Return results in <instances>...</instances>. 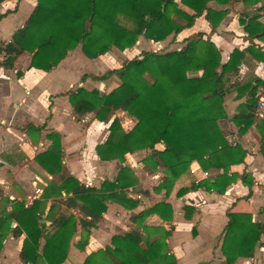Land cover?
<instances>
[{
    "label": "trees",
    "instance_id": "obj_1",
    "mask_svg": "<svg viewBox=\"0 0 264 264\" xmlns=\"http://www.w3.org/2000/svg\"><path fill=\"white\" fill-rule=\"evenodd\" d=\"M233 1L36 0L24 25L13 32L10 41L2 43L0 49L5 53L2 64L11 67L16 55L28 51L31 54L30 66L48 71L78 45L86 57L96 58L112 46L119 49L131 47L139 35L155 42L170 35L174 38L192 26L195 18L201 15L214 29L228 13V5ZM241 1L246 7H251L261 0ZM182 5L187 9L180 8ZM7 12L0 14V18ZM241 23L250 38L256 37L264 43V23L255 16L247 17ZM246 53L259 60L264 68V45L251 43L243 49L234 47L228 59L222 62L220 49L200 33L186 39L178 48L144 50L139 56L100 75L81 76V79L90 76L94 80H104L116 75L120 84L108 92L78 86L66 94L77 117L93 113L97 120L105 121L116 110H122L135 119L133 126L125 131L119 118L114 116L109 121L105 139L95 146V152L101 160L118 159L123 163L126 153L150 149L142 163L149 171L162 168L165 173L155 190L164 188L169 191L175 180L196 161L203 170L222 168L223 172L212 181L201 180L177 193L200 186L223 193L227 185L240 178L248 188L247 195H250L253 182L250 173L245 171L240 176L227 174L228 166L242 163L247 151L239 143H229L218 125L219 120L228 119L224 96L230 88L237 91L238 98L245 96V101L229 118L238 133L244 134L256 122V92L264 85V78L254 77L242 84L233 82L226 86ZM27 126L36 130L42 128ZM256 127L261 136L259 152L264 158V117L258 120ZM46 136L51 145L36 155L35 160L48 173L54 174L62 167L63 148L58 133L49 132ZM156 144H162L163 148H156ZM137 182L133 170L124 164L115 180L103 181L97 189L85 186L70 175L59 185L49 183L41 199H34L28 205L23 201L14 202L11 210L3 215L7 228L21 215L37 218L34 222L17 221L12 228L14 236L25 233L20 260L25 264L62 263L67 258L77 226L80 236L75 246L83 250L91 228L96 226L106 210L108 200L116 201L127 209L137 206V200L125 197L126 190ZM50 195H55L56 201L67 208H77L80 216L60 212L55 217L51 216L52 228L47 230L45 223L39 220L45 208L42 199ZM52 207L51 203L48 211ZM150 213H157L168 220L172 209L161 201L132 214L130 219L137 223L138 228L113 235L111 245L91 252L80 264H177L175 257L166 250L167 231L156 240L144 239L140 231L141 221ZM226 215L228 220L221 252L225 261L233 264L239 257L253 255L260 244L261 234H264V222L252 221L249 213L227 212ZM3 236L0 235V249ZM42 238L44 244L40 248Z\"/></svg>",
    "mask_w": 264,
    "mask_h": 264
},
{
    "label": "crops",
    "instance_id": "obj_2",
    "mask_svg": "<svg viewBox=\"0 0 264 264\" xmlns=\"http://www.w3.org/2000/svg\"><path fill=\"white\" fill-rule=\"evenodd\" d=\"M35 4L36 0L0 2V14L8 11L0 18V47L2 43L11 40L16 29L24 25ZM234 5L237 8L241 6V2H235ZM251 8L254 7H248ZM231 13L232 10L214 29L203 15L196 17L192 26L170 39L172 43L169 46L178 48L186 39L201 33L204 38L209 37L220 49L222 62L228 59L234 47L243 49L251 43L263 46L264 43L260 39L248 36L240 21L231 19ZM233 15H237V12ZM257 20L264 23V14L257 17ZM148 42L143 43L149 46ZM157 43L161 44L163 41ZM132 49L137 50L136 46H132ZM154 49L158 50L157 47ZM81 54L69 50L57 65L45 71L30 66L31 54L28 51L16 55L13 65L5 67L2 64L5 53L0 49V235H4L0 264H25L19 258L25 233L14 236L12 228L17 221L37 220L35 216L21 215L12 220L7 228L2 220L3 215L11 210L14 202L23 201L28 205L34 199H41L43 190L49 183L59 185L62 179L70 175L84 185L88 182L89 186L97 189L103 181L115 180L118 170L124 164L130 166L138 180L133 187L126 190L125 197L137 200V206L127 209L116 201L108 200L106 210L96 222V226L91 228L84 249L80 250L75 246L80 236V228L77 226V231L70 240L67 258L60 264H80L91 252L111 245L113 235H121L138 228L137 223L130 219L132 214L161 201L171 206V218L165 220L157 213L145 215L140 228L144 239L156 240L167 231L166 250L175 257L177 264H228L221 252L224 228L228 220L227 212L249 213L252 221L264 222V158L259 152L261 136L256 127L260 118L255 116V124L244 134H239L237 127L229 119L237 112L238 105L245 101V96L238 98L237 91L232 88L226 92L224 107L228 119L219 120L218 125L229 143H239L247 151L242 163L228 166L227 174L236 173L240 176L245 171L250 173L253 179L250 195H247L248 188L242 184L240 178L227 185L223 193L208 191L201 186L187 189L181 194L177 193L181 188L197 185L194 182L196 179L209 180L203 177L202 168L196 161L175 180L169 191L166 192L164 188L157 191L154 187L159 184L165 173L162 168L148 172L143 169L142 158L150 149L126 153L123 163L118 159L101 160L97 156L95 146L105 139L109 121L117 115L110 114L105 121L97 120L93 113L78 117L75 115L66 94L68 90L83 86L108 92L104 90L107 79L94 80L90 76L81 79L83 74L100 75L104 70L92 72L79 68L74 71L70 65L71 60L87 58L90 62L97 61V67H105V63H101L100 59L106 56L103 54L88 58L84 55L82 57ZM254 77L264 78V68L259 60L246 53L238 71L230 75L226 86L233 82L242 84ZM126 119L131 123L134 121L129 115ZM27 124L42 128H27ZM122 127L125 131L128 130L125 125ZM49 132L60 135L63 148L62 167L54 174L48 173L35 160L36 155L46 151L51 145V140L46 136ZM155 147L161 149L163 145L156 144ZM208 171L215 178L223 169L210 168ZM56 199L55 195L42 199L45 208L39 221L45 223L47 230L52 228L51 216L55 217L60 212H72L77 217L80 216L77 208H67ZM51 203L53 207L48 211ZM186 207L192 209L187 210ZM43 244L42 238L40 248ZM259 257H264V234H261L260 244L256 246L251 257H239L233 264H255L257 260L260 261Z\"/></svg>",
    "mask_w": 264,
    "mask_h": 264
},
{
    "label": "rangeland",
    "instance_id": "obj_3",
    "mask_svg": "<svg viewBox=\"0 0 264 264\" xmlns=\"http://www.w3.org/2000/svg\"><path fill=\"white\" fill-rule=\"evenodd\" d=\"M176 1L179 2L180 0H176ZM235 2L236 3L237 2H241V6L236 8L235 6L237 4L234 5ZM210 4L212 5L213 3L211 2ZM260 5L261 6L263 5V6L260 8ZM253 7L254 8L248 9V7H246L241 0H234L228 6V13H230L231 10H232L231 19L236 18L238 20V22L239 21L241 22V20H246L247 17L255 16L257 18V17L262 16L264 14V13L262 14V12L264 10V0H261L259 3L254 4ZM180 8L187 9V7H185L184 5H182ZM250 10L252 12H248ZM235 12H237V15H233ZM247 14H248V16H247ZM225 17H226V15H225ZM241 27H242V25H241ZM197 34H200V33H197ZM171 38H172V36L170 35L166 39L162 40L163 43L158 44L155 41L147 39L143 35H139L137 40L135 41V43L132 45L133 47L136 46L137 50H133V49L131 50L132 46L128 47V48H124V49H119V48H117L115 46H112L106 53H104V55L106 57L103 58V59L101 58L100 61H101V63L102 62L105 63V67H102V66L101 67H97L96 66L97 65V61L96 62H90L89 60H87V58H83L84 60H79V59H76L74 61L71 60V64H70L71 67H72L71 70L75 69L74 71H76V70H79V68H83L82 70H85V71L99 72V71H103L104 70V72H107L112 67H119L120 65L125 63L127 60L131 59L132 57L139 56L140 53L142 51L146 50V49L152 50V49H154V47H157V49H158L157 51H165V49H173V48H175L176 46H172V47L169 46L172 43V41L170 40ZM144 41L145 42L149 41L148 42L149 46L146 45L145 43H143ZM72 50H74L75 53L77 51L82 53L81 50H80V46L79 45L77 47H75L74 49H72ZM154 50H156V49H154ZM81 55H82V57L85 56L83 53ZM89 74L92 75V73H89ZM119 84H120V79L116 75H111L107 79V82L105 84L104 90L105 91H107V90L109 91V89H112V88L116 87ZM113 114H116L118 116L121 126L125 125L126 128H128V129H129V127H132L133 124L135 123V119H134V121L132 123L126 119V116L129 115V114H127L124 111L122 112L121 110H118L117 112L115 111ZM143 169L146 170V172H148V169H146L144 164H143ZM88 185H90V183H88ZM259 258H261V257H259ZM255 264H264V257H262L260 259V261L257 260V262Z\"/></svg>",
    "mask_w": 264,
    "mask_h": 264
},
{
    "label": "built area",
    "instance_id": "obj_4",
    "mask_svg": "<svg viewBox=\"0 0 264 264\" xmlns=\"http://www.w3.org/2000/svg\"><path fill=\"white\" fill-rule=\"evenodd\" d=\"M254 115L258 118L264 117V85L258 87L256 92V105L254 108ZM203 177L213 180L214 176L210 175L208 170L202 169ZM196 184L199 182L197 179L194 181ZM85 186H88V183H85Z\"/></svg>",
    "mask_w": 264,
    "mask_h": 264
}]
</instances>
